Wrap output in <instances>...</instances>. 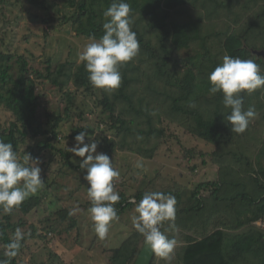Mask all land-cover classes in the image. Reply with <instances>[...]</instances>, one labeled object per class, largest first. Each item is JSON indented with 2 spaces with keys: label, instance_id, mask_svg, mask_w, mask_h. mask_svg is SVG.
<instances>
[{
  "label": "trees",
  "instance_id": "1",
  "mask_svg": "<svg viewBox=\"0 0 264 264\" xmlns=\"http://www.w3.org/2000/svg\"><path fill=\"white\" fill-rule=\"evenodd\" d=\"M29 1L37 8L52 10L53 13L48 11L42 18L44 23L71 24L78 36L96 39L103 35V11L113 2L65 0L71 9L53 10L59 6L60 0H53V4L46 0ZM125 2L132 8L131 29L139 41V53L132 61L119 67L122 80L118 89H99L103 95L102 102L108 108L109 120L104 130L112 137L108 140L103 133L105 138L102 140L106 141L98 142V147L109 157L119 146L153 158L168 135L174 136L170 126L184 129L213 145L215 150L208 152L183 148L186 156H200L202 164L206 163L207 157H216L220 167L214 178L195 187L182 185L176 188L172 182L168 187L160 186L161 190L152 189L170 193L177 201L174 227L165 221L161 231L177 242L175 231L180 230V237L186 239L180 250L181 263L177 264H264V229L257 224L264 217V87L253 96L241 93L244 110L247 111L246 102H253L256 117L243 133L232 132V126L226 120L231 110L224 106L223 94L210 95L208 91L211 86L209 73L222 61L214 42L209 44L210 35L205 37L201 33L205 20H223L224 30L214 34L221 37L219 45L223 56L253 59L264 67V57H256L254 53L264 49V44L256 42L264 37V8L250 13V5L247 4L245 12L239 11V8L247 6L241 0ZM51 61H48L46 71L37 70L33 75L26 58L0 50V109H7L15 116L7 125L0 124V139L13 144L18 159H23L26 154L35 159L37 151L29 146L28 141L36 138L39 153L54 150L60 153L65 166L74 168L71 162L73 154L57 145L66 116L47 107L44 113L40 111L42 103L36 82L55 88L54 94L68 103L66 114L75 104L77 92L93 93L97 88L90 84L83 62L74 66L76 62L53 65ZM145 65L147 69L143 67ZM261 70L264 71L263 68ZM145 75L151 82L164 80L171 87L170 91H158L164 100L156 99L154 106H151L152 101L143 104L148 96L141 91L140 77L146 78ZM71 85L75 86L74 95L70 93ZM151 91L157 92L148 85L147 93ZM190 104L195 107H190ZM43 116L46 117L43 119ZM81 131L87 132L82 128ZM40 136L45 139L39 143ZM151 142L155 144L152 146ZM25 145L27 149H24ZM152 181L140 183V189L134 195L137 201L149 186L154 188L151 183L155 181ZM49 187L52 188L53 184L50 183ZM126 194L125 190L119 193L120 200L114 205L117 213L136 202ZM43 203L40 196L33 195L10 214L0 206V245L4 247L0 249V260L20 264L19 257L26 242L36 236L42 237L28 217L35 207ZM66 215L63 213L61 216ZM18 228L24 233V238L20 241V248L14 250L16 254L9 255L13 250L8 245ZM167 229L173 233L168 234ZM144 243L143 235L135 230L119 247L109 250V264H134ZM158 258L155 255L152 264L168 263L162 258L157 261Z\"/></svg>",
  "mask_w": 264,
  "mask_h": 264
},
{
  "label": "rangeland",
  "instance_id": "2",
  "mask_svg": "<svg viewBox=\"0 0 264 264\" xmlns=\"http://www.w3.org/2000/svg\"><path fill=\"white\" fill-rule=\"evenodd\" d=\"M242 1L250 5L248 9L250 13L261 11L264 8L262 0ZM46 2L53 4V0H46ZM58 4L59 6H55L53 10L71 9L65 0H60ZM248 5L238 10L245 12ZM48 11L53 13L52 10L37 8L29 0H3V2L0 0V50L17 53L26 58L28 68L33 75H36L37 70L46 71L49 60H52L53 65L76 62L75 66L80 63L78 53L89 42V38L78 36L71 24L60 25V22H53L48 25L44 23L42 18ZM223 30V20L213 18L204 21L201 31L205 37L210 35L209 42L211 43L209 44L212 45L214 42L213 46L218 51L221 61L224 57L219 45L221 37L214 34ZM256 42L259 45L264 44V37L258 38ZM255 55L264 57V49H260L259 54ZM15 67L17 68V61ZM143 67L148 68L146 65ZM260 68L264 69L262 65ZM263 72L261 70L264 75ZM140 79L141 91L148 96L144 98V105L152 101L151 106H154V101L158 98H161L162 102L164 98L158 95V91L161 89L170 91L171 89L164 80L151 82L148 77H140ZM36 83L42 103L40 111L44 113L47 107L56 112L60 111L66 116V120L61 124L58 147L69 149L74 146L76 143L74 138L81 128L89 133L90 137L85 138L86 143L90 142L89 139H94L102 144L106 141V139L102 140L105 138L103 133L108 140L112 137L111 133L104 130L109 119L107 117L108 108L102 102L101 90L95 89L93 93L77 92L75 104L66 114L65 109L68 103L63 102L60 95L54 94L55 88L50 84L42 85L39 81ZM148 85L154 87L157 92L147 93ZM257 92L259 89L251 95ZM70 93L73 95L76 93L75 86L71 85ZM250 107L253 108V102H246L247 110ZM14 117L9 110L0 109L1 125H7ZM45 117L43 116V119ZM170 129L174 136L168 135L153 158L142 156L125 147L121 149L119 146L110 153L113 166L120 173L119 177L114 180L115 191L120 193L121 190H125L126 195L136 202L118 213L119 219L110 223L109 233L104 239L97 236L90 218L89 209L92 205L88 197L87 182L83 179L85 171L79 169V164L75 163V160L79 162L81 158L72 155L71 162L74 168H70L64 165L60 153L54 150L39 153L38 139H29V146L37 151L36 158L41 161V177L44 180L43 188L35 195L40 196L44 203L30 212L28 220L36 226L42 237L36 236L26 242L18 262L20 264H109V250L119 247L136 230L133 227L132 218L136 215L134 209L139 201L134 195L140 189L139 185L142 181H155L151 183L155 185L154 188L151 185L145 190L152 192V189L161 190L160 186L165 188L172 182L175 183L176 188L182 185L195 187L201 182L214 178L220 167L217 158L207 157L206 163L202 164L200 156H186V150L183 147L201 152L213 151L215 147L189 134L184 129H178L175 126H170ZM38 138L39 143L45 139L43 136ZM154 144L155 142L150 143L152 146ZM24 149H27L26 145ZM97 151L106 153L99 147ZM137 162H142L143 168H137ZM194 165H197L195 169H193ZM50 183L53 184L52 188H48ZM63 213L67 215L62 217ZM166 232L173 233L169 229ZM175 235L178 241L171 259L168 260L170 264L181 263L179 262L180 250L186 244V239L180 237L182 235L180 230L175 231ZM0 249L4 247L0 245ZM159 260L160 257L157 261Z\"/></svg>",
  "mask_w": 264,
  "mask_h": 264
},
{
  "label": "clouds",
  "instance_id": "3",
  "mask_svg": "<svg viewBox=\"0 0 264 264\" xmlns=\"http://www.w3.org/2000/svg\"><path fill=\"white\" fill-rule=\"evenodd\" d=\"M131 5L125 0H113L103 11L105 22L102 24L103 35L96 39L90 37L89 42L78 53V62H83L89 73L90 84L97 89L115 90L121 85L119 67L132 61L139 53V41L132 31ZM209 94H223V104L229 108L230 114L226 120L231 124V131L243 133L249 123L255 119L254 108L247 111L243 108L241 93L251 94L264 87V75L260 65L253 59H241L225 55L222 63L209 73ZM190 107H195L190 104ZM90 137L86 131H80L75 136V145L69 148L74 157L81 158L79 167L85 170L83 179L87 182L88 197L91 201L89 209L94 230L100 239L107 237L110 223L119 219L114 205L120 200V195L114 190L113 181L120 173L113 166V160L103 152H98V141ZM31 161V164H29ZM41 161L31 159L26 154L23 163L18 159L11 142L0 139V206L5 213H11L25 199L35 195L44 186L41 177ZM137 168H143L142 162H137ZM176 198L172 194L160 191L145 192L135 205L136 215L132 218L133 227L143 235L145 245L154 255L170 260L176 247V240L170 239L161 231V225L167 221L174 227L176 218ZM24 233L18 228L12 242L8 245L9 255H15L14 250L20 248ZM0 264H8L0 260Z\"/></svg>",
  "mask_w": 264,
  "mask_h": 264
},
{
  "label": "water",
  "instance_id": "4",
  "mask_svg": "<svg viewBox=\"0 0 264 264\" xmlns=\"http://www.w3.org/2000/svg\"><path fill=\"white\" fill-rule=\"evenodd\" d=\"M254 53L259 54V50H255ZM154 257L153 252L144 243L134 264H152Z\"/></svg>",
  "mask_w": 264,
  "mask_h": 264
},
{
  "label": "built area",
  "instance_id": "5",
  "mask_svg": "<svg viewBox=\"0 0 264 264\" xmlns=\"http://www.w3.org/2000/svg\"><path fill=\"white\" fill-rule=\"evenodd\" d=\"M259 226H261L264 229V217L257 222Z\"/></svg>",
  "mask_w": 264,
  "mask_h": 264
}]
</instances>
